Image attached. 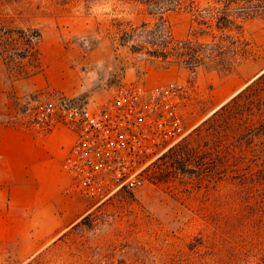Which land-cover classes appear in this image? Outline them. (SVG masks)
Segmentation results:
<instances>
[{"label":"rangeland","instance_id":"1","mask_svg":"<svg viewBox=\"0 0 264 264\" xmlns=\"http://www.w3.org/2000/svg\"><path fill=\"white\" fill-rule=\"evenodd\" d=\"M153 9L147 0H0V56L12 78L45 72L47 62L63 58L87 84L80 100L103 101L128 86L176 85L186 132L149 166L143 187L100 205L81 196L89 212L22 264H258L264 258V108L251 109L261 125L248 141L241 106L229 120L218 114L206 122L264 70V19L247 22L253 52L235 72H192L132 49L153 38L144 24L163 23ZM165 20L176 40L194 31L187 11L167 12ZM56 94L45 89L32 96Z\"/></svg>","mask_w":264,"mask_h":264},{"label":"crops","instance_id":"2","mask_svg":"<svg viewBox=\"0 0 264 264\" xmlns=\"http://www.w3.org/2000/svg\"><path fill=\"white\" fill-rule=\"evenodd\" d=\"M45 89L69 97L89 91L63 58L47 62L45 72L12 78L0 56V264L29 260L89 212L64 168L76 133L26 121L24 100Z\"/></svg>","mask_w":264,"mask_h":264},{"label":"built area","instance_id":"3","mask_svg":"<svg viewBox=\"0 0 264 264\" xmlns=\"http://www.w3.org/2000/svg\"><path fill=\"white\" fill-rule=\"evenodd\" d=\"M25 103L29 125L45 131L65 126L76 133L64 168L73 178L72 191L98 205L143 187L149 166L186 135L176 85L122 87L103 101L56 94Z\"/></svg>","mask_w":264,"mask_h":264},{"label":"trees","instance_id":"4","mask_svg":"<svg viewBox=\"0 0 264 264\" xmlns=\"http://www.w3.org/2000/svg\"><path fill=\"white\" fill-rule=\"evenodd\" d=\"M147 1L151 3L153 10L161 13L164 21L156 24L153 28H150L149 24H144L143 29L146 34L149 38H153L140 46L133 45L132 49L135 52L144 50L153 59L184 65L192 72L203 67L223 73L235 72L253 52V44L246 36L247 22L254 18L264 19V0ZM172 11H187L192 16L194 31L186 40H176L165 20V14ZM197 34L207 35L210 40L200 41L197 39ZM2 52L0 51V55H3ZM28 54L29 52L19 55L27 57ZM5 60L9 65L6 57ZM41 68L37 69L41 70ZM262 72L221 110L215 112L213 118L206 121L207 124H210V121L221 114H227L225 116L229 120L233 114L234 106H241L239 125L242 127L247 125L244 137L247 138V141L256 139L258 134L251 129L259 125L256 110L264 108V70ZM257 105L260 106L255 111L251 110ZM262 116L264 117V109ZM226 122L229 123V121ZM261 122L264 124V118L261 119ZM254 145L253 143L250 148ZM32 263L31 261L28 264ZM258 264H264V258Z\"/></svg>","mask_w":264,"mask_h":264},{"label":"bare ground","instance_id":"5","mask_svg":"<svg viewBox=\"0 0 264 264\" xmlns=\"http://www.w3.org/2000/svg\"><path fill=\"white\" fill-rule=\"evenodd\" d=\"M262 73H263V72H262ZM260 74H261V73H260ZM260 74H259V75H260Z\"/></svg>","mask_w":264,"mask_h":264}]
</instances>
